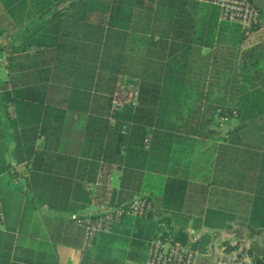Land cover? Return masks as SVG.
I'll return each mask as SVG.
<instances>
[{
	"label": "trees",
	"instance_id": "1",
	"mask_svg": "<svg viewBox=\"0 0 264 264\" xmlns=\"http://www.w3.org/2000/svg\"><path fill=\"white\" fill-rule=\"evenodd\" d=\"M68 17L80 20L87 38L61 36ZM262 27L243 31L219 21L217 7L190 0H0L7 38L0 51L10 52L0 82V175L12 168L5 160L12 143L16 163L31 161L33 201L70 213L71 224L89 209L85 185L102 169L97 203L117 172L111 205L151 203L147 217L124 216L91 248L79 244V264H144L162 224L198 251L197 264H212L210 235L192 241L188 228L230 230L239 221L264 229V42L244 48ZM120 76L138 82V98L114 108ZM225 120L214 157L196 153L206 128ZM202 178L209 191L194 184ZM0 197L8 231L0 234V264H58L60 237L76 235L78 244L79 230L40 218L38 249L17 247L10 202ZM247 254L249 264H264V239Z\"/></svg>",
	"mask_w": 264,
	"mask_h": 264
},
{
	"label": "crops",
	"instance_id": "2",
	"mask_svg": "<svg viewBox=\"0 0 264 264\" xmlns=\"http://www.w3.org/2000/svg\"><path fill=\"white\" fill-rule=\"evenodd\" d=\"M256 6V4L252 1ZM66 4V3H65ZM65 6V5H64ZM257 7V6H256ZM258 8V7H257ZM259 9V8H258ZM91 20V19H90ZM65 24H67L66 30L61 33V36L68 37H88L86 29L77 28L80 20H74L71 17L63 19ZM260 29H264V26ZM259 33L260 31H255ZM264 32V30H263ZM250 34L246 40L244 48L251 47L260 42H264V37L259 39L253 44H248L250 40ZM5 36H0V44L6 42ZM8 79L7 69L0 74V82ZM228 121H224V125H209L206 128L208 134L207 139H202V143L195 148L196 153L202 154L204 157L209 153H212V158L215 155V147L218 146L217 138L224 135L228 129ZM43 142V137L37 140L35 149L39 150ZM13 144H8V152L5 155L6 163L11 165V170L0 175V194L3 198L9 200L10 210L12 212V224L16 226L15 243L17 247L21 249H33L37 250L40 246V218L46 219L52 226H71L74 230L80 231L79 242L77 244L75 237L76 235H62L60 241L55 245V252L57 255L58 264H79L81 260L80 245L83 243L82 236L83 230L73 223H69L71 214L64 211L50 210L46 206L40 207L33 201L31 189L29 187V172L31 167V161H24L22 163H16L13 159ZM201 163L211 164V160L201 159ZM104 169L101 171V177ZM16 174V176L13 175ZM204 173V172H203ZM207 173V172H206ZM116 174V175H115ZM113 175V180L111 183V190L118 187L120 172ZM209 175V172L208 174ZM205 178L200 180H194V184L206 187L209 191V183L204 181ZM209 196L207 197V199ZM192 209V213H199V209H195V206L189 207ZM89 212L87 209L83 216L85 217ZM202 211H200V214ZM42 230L46 234V241L49 240L50 235L47 227L42 223ZM189 238L199 239L204 233H208L211 237L210 245L207 248L205 257L209 259L212 264H249V257L247 254L248 248L257 243L262 244L264 239V229H254L242 222L236 221L232 224L230 230H217L209 231L205 228L199 230H192L188 228L187 230ZM5 225H0V234H7ZM74 233V232H73ZM0 236L3 242L4 239ZM223 242H228L230 245L238 244V248L232 251H225V247L222 245ZM80 244V245H79ZM52 245V244H50ZM199 258V257H198ZM198 260V259H197ZM146 262V261H145ZM145 264V263H144Z\"/></svg>",
	"mask_w": 264,
	"mask_h": 264
},
{
	"label": "built area",
	"instance_id": "3",
	"mask_svg": "<svg viewBox=\"0 0 264 264\" xmlns=\"http://www.w3.org/2000/svg\"><path fill=\"white\" fill-rule=\"evenodd\" d=\"M215 6L219 10V21L239 26L248 32L260 22V11L252 3V0H190ZM10 52L0 51V74L8 67ZM138 98V82L126 77L118 78L115 93L113 95V107H122L124 104H136ZM10 117L15 118L12 107L8 108ZM227 121V120H225ZM149 138L144 141L148 147ZM114 173L108 176L106 183L105 199L97 203L101 195V172L94 184H86L85 189L90 192L89 212L85 217L74 218L73 224L83 230V249H89L97 236L109 234L114 224L124 217L133 219L147 217L153 207L147 199L136 198L128 205L114 206L110 204L111 183ZM116 175V174H115ZM5 221L3 204L0 197V225ZM195 241V239H193ZM199 253L188 247L181 246L173 238V234L167 232L164 224L159 226L156 237L150 242L145 264H197Z\"/></svg>",
	"mask_w": 264,
	"mask_h": 264
},
{
	"label": "rangeland",
	"instance_id": "4",
	"mask_svg": "<svg viewBox=\"0 0 264 264\" xmlns=\"http://www.w3.org/2000/svg\"><path fill=\"white\" fill-rule=\"evenodd\" d=\"M256 6L259 8L260 11V23L264 26V0H252ZM264 29H259V33L252 32V36L250 37V40H248V44H253L259 39L264 37ZM229 124V123H228ZM146 261V260H145Z\"/></svg>",
	"mask_w": 264,
	"mask_h": 264
}]
</instances>
